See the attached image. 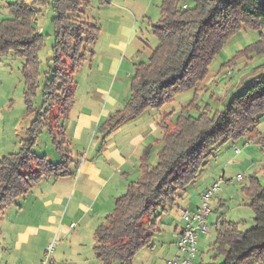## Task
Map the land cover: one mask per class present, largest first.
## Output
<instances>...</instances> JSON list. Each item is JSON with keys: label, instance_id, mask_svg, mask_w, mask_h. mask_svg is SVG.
I'll use <instances>...</instances> for the list:
<instances>
[{"label": "trees", "instance_id": "16d2710c", "mask_svg": "<svg viewBox=\"0 0 264 264\" xmlns=\"http://www.w3.org/2000/svg\"><path fill=\"white\" fill-rule=\"evenodd\" d=\"M88 1H51L55 39L53 57L49 60L53 63H48L42 105L58 106L61 116L73 103L72 72L84 58L80 49L84 43L92 44L98 31L82 22L80 27L74 24L80 8ZM45 3L47 0H31L30 4L18 0L7 6L8 16L0 20V56L13 53L24 61L21 75L26 85L27 111L32 107L30 98L39 86L37 54L42 46V33H37L32 19L39 12L36 5ZM159 14V20L152 25L159 44L146 62L135 64L129 98L102 125L107 131L147 109L161 108L176 93L200 84L228 38L243 27L259 31L260 20L264 18V0H161ZM260 43H264V38L249 51L264 53V48L258 46ZM260 68L264 71V65ZM235 91L224 109L212 119L202 114L198 118L179 117L173 130L163 131L162 148L153 166L148 164L149 154L145 151L139 178L115 200L111 213L95 229L94 251L102 264H132L137 251L152 244L158 213L173 206L194 182L214 148L254 132L264 117V80L255 77ZM49 113L37 111L20 148L0 159V211L43 178L71 174L72 160L65 134L48 123ZM44 127L48 128L59 155L56 163L32 152L36 137ZM257 141L264 146V137H258ZM242 189L249 199L247 206L254 225L240 231L238 223L221 220L213 245L214 257L221 256L222 261L207 264H264V186L257 178H251Z\"/></svg>", "mask_w": 264, "mask_h": 264}, {"label": "crops", "instance_id": "0c3cea01", "mask_svg": "<svg viewBox=\"0 0 264 264\" xmlns=\"http://www.w3.org/2000/svg\"><path fill=\"white\" fill-rule=\"evenodd\" d=\"M79 15L82 17L81 12ZM42 16L40 11L32 19L35 21L37 33L43 32L40 23ZM135 24L132 29L128 28L126 31L127 36L130 35V42L137 30ZM125 44L123 41L114 43L110 40L106 48L126 54L129 45ZM10 55L12 54L8 56ZM93 56L92 64L95 61ZM101 56L103 55L98 53L97 67L103 65ZM1 62L2 60L0 64ZM108 65L115 67L114 76L94 75L93 82L86 84L81 90L79 85L75 84L73 103L63 116L58 114V106L50 108L48 104L42 105L41 99L42 103L38 108L31 104L30 111H27L25 105V111L18 118L14 95L8 90H0V159L20 148L39 110L54 113V122L51 123L53 125L57 122L56 127L63 130L68 147L78 146L82 149L80 153L76 147L78 160L74 161L72 170H69L71 174L43 178L28 193L12 200L11 205L0 211V264H40L51 242H54L55 249L50 253L48 264H102L94 251L95 229L111 213L115 200L126 192L130 183L139 178L140 162L145 151H148L150 165L151 153L157 148V160L165 129L162 126L169 124L166 120L168 113L160 114V111L147 109L138 116L126 119L111 131L103 129L102 125L123 108L128 100L129 93L123 94L120 91L127 88L130 90L133 77L130 75L129 63L124 65L123 60L117 57ZM122 67L125 72L120 75ZM48 70L49 68L44 73L45 78ZM242 84L239 81L235 90ZM107 101L110 102L109 105ZM61 120L69 122L70 137H66V125L62 124ZM45 129L48 130L44 127L40 134ZM261 134L263 133L255 129L254 132L244 135L245 150L249 149L251 144L258 143L256 138ZM243 160L233 163L240 164ZM222 174L224 175L223 172ZM251 178L256 177H250L249 181ZM209 188L203 187L194 203L192 196L189 199L184 198V191L178 197V202L176 200L173 206L163 211L159 215L162 216L159 217V226L157 227L158 220L155 226L158 236L156 242L160 245L155 246L152 242V246L137 251L132 264L179 262L182 256L174 240L184 225L182 211H194L199 205L201 195ZM218 200L220 204L221 198ZM217 223L218 219L215 224ZM197 236L198 239L200 237L201 240H209L207 232H200Z\"/></svg>", "mask_w": 264, "mask_h": 264}, {"label": "rangeland", "instance_id": "374dc122", "mask_svg": "<svg viewBox=\"0 0 264 264\" xmlns=\"http://www.w3.org/2000/svg\"><path fill=\"white\" fill-rule=\"evenodd\" d=\"M16 1L18 0H0V20L8 15L7 6L11 3H16ZM51 1L52 0H47L48 3H45L43 6L36 5L39 12L41 11L43 15L40 22L43 26V32L42 46L37 54L40 62L39 86L35 94L30 98L35 108H38L42 103L41 89L45 81L44 73L48 68V63L52 62L49 59L53 57L52 45L54 43V32L51 23L53 16ZM30 3L31 0H28L27 4ZM160 3L161 0H89L87 4L85 3V5L80 8L82 17H80V15V18L76 16L74 18V24L80 27V24L85 23L88 27L93 26L98 28V31L95 33L92 44L84 43L85 45L80 49V54H82L84 58L80 65L75 67L72 72L73 86L75 87V84H77L79 85V90H81L83 86L93 82L97 74H101L102 77L114 76L115 67L109 66L108 64H110L111 60L115 57L123 60L124 65L129 63L128 68L129 71L131 69L130 75L132 77L134 74L133 65L139 62H146L151 51L159 44L158 38H156L152 32V25L156 24L160 18ZM135 21H137L136 24ZM134 24L137 30L130 42V35L127 36L126 31L128 28L132 29ZM262 38H264V18L260 20L259 31L243 27L239 32L228 38L221 50L212 59L209 65L210 68H208V74L200 84L194 89L176 93L170 102L166 103L161 108L154 109V111H160V114L168 113L166 120L169 124L162 127H165V129L169 131L173 130L174 123H176L179 117L198 118L202 114L208 119H212L215 114L220 113L224 109L231 94L236 93L235 89L239 81L243 84L250 83L255 77H260L264 80V71L260 68L261 65H264V53H257L254 49L249 51L250 47L260 42ZM110 40L114 43L123 41L126 43L125 45H129L127 53L125 54L123 51L113 52L107 50L106 44ZM258 46L263 49L264 43H260ZM93 53H95L94 56ZM98 53L103 55L101 56L103 65L98 66L99 68L97 67ZM9 54L13 56H8ZM92 56L95 58L93 64L91 60ZM1 60L0 90H8L14 95L13 100L16 106L17 117L19 118L25 111V103L23 102L26 98V85L23 75H21L24 61L20 58L17 59L13 53L1 55L0 61ZM51 66H53V64H51ZM123 72H125V70L123 71L122 67L120 75ZM128 90V88L125 90L123 89L120 93L124 94L128 92L130 94V90ZM109 103L110 102L107 101V105H109ZM53 114L54 113H51L49 115L50 117L48 120V123L51 125V122H53ZM61 122L66 125V128H64L66 129V137H70L71 128L69 122H64V120H61ZM260 122L261 123H257L255 129L263 133L261 136H258L259 138H263L264 117L261 118ZM56 123L57 122H55L53 126L56 125ZM165 129L163 131H165ZM38 136V140L35 143L36 145L32 148V152L37 156L47 155V157H49L47 159L50 162H58L60 160L59 157H53L57 154L52 145L49 130L45 129ZM244 140L245 136L234 142L230 141L214 148L208 162L198 172L194 182L185 188L184 198L189 199V197L192 196V203H194L198 198V193L203 187H211L213 182L215 183L221 179L219 184L220 189L215 192L209 200L211 213L207 218L208 230L206 231L209 234V240H201L200 237L199 239L197 238L196 253L192 260L193 264L220 263L222 261L221 256L214 257L215 247L213 245L216 237V230L221 220L238 223L240 231H246L254 225L253 220H251L253 215L247 206L249 199L243 193L242 188L244 186L243 184L248 185L250 177H256L260 184L264 186V146L253 143L249 149L245 150ZM76 147L80 150V153H82V149L78 146ZM76 147L70 145L67 147L69 156L72 159V163H70L69 167L70 170H72L74 161L78 160ZM161 148L162 144L160 146V149ZM155 150L157 151V148ZM155 150L151 153L152 156L149 161L150 166H153L156 161ZM236 150H239V152ZM241 159L244 160L240 162V164L233 163V161L237 162L241 161ZM238 176H240V179H238ZM218 198H221L220 204ZM178 201L179 198H177V202ZM158 214L160 215L161 212ZM159 217L162 216H158L157 227L159 226ZM217 219L219 223L216 225L215 222ZM152 221H154L153 218ZM206 232L203 233L205 234ZM153 237V244L159 246L160 244L156 242L158 238L156 230ZM49 246H52V251L55 249L54 242H51L46 248V254ZM52 251L48 253L47 264ZM46 254L42 260L45 259ZM112 264L119 263L114 262Z\"/></svg>", "mask_w": 264, "mask_h": 264}, {"label": "built area", "instance_id": "2783aa9c", "mask_svg": "<svg viewBox=\"0 0 264 264\" xmlns=\"http://www.w3.org/2000/svg\"><path fill=\"white\" fill-rule=\"evenodd\" d=\"M23 1L26 3L28 2V0ZM238 179H240V176H238ZM220 182L221 179L215 182L209 189L205 191L204 194L201 195L199 205L194 211H190L188 209H184L182 211L181 218L184 222V225L181 231L176 235L177 237L175 239V244L182 257L179 262H171L170 264L192 263V260L195 257L196 253L195 249L198 237L197 235L200 232L207 231L206 221L208 215L211 213L209 200L211 199L213 194L220 189ZM50 251H52V246L48 247L45 259L42 260L40 264H47L48 253Z\"/></svg>", "mask_w": 264, "mask_h": 264}]
</instances>
